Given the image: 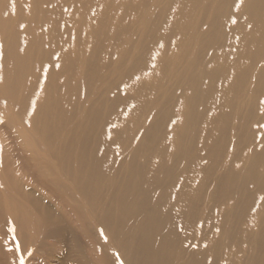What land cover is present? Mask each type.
<instances>
[{"label": "bare ground", "instance_id": "obj_1", "mask_svg": "<svg viewBox=\"0 0 264 264\" xmlns=\"http://www.w3.org/2000/svg\"><path fill=\"white\" fill-rule=\"evenodd\" d=\"M1 100L0 264H264V0H0Z\"/></svg>", "mask_w": 264, "mask_h": 264}, {"label": "rangeland", "instance_id": "obj_2", "mask_svg": "<svg viewBox=\"0 0 264 264\" xmlns=\"http://www.w3.org/2000/svg\"><path fill=\"white\" fill-rule=\"evenodd\" d=\"M20 40H23V37H21ZM2 104H3V101L1 100V101H0V107H1V108L3 107ZM1 108H0V116H1V111H2ZM2 124H3V123H1L0 126H1ZM11 128H12V127H11ZM11 130H12V129H11ZM0 133H1V132H0ZM0 137H2V136L0 135ZM1 139H2V138H0V144L3 145V142H2L3 140L1 141ZM5 143H6V144L9 143V141H5ZM59 245H60V244H58V246H59ZM49 251H51V252L48 253ZM49 251H47V252H45V253L43 252L42 254H41V252H40V253L38 252V254L36 253V255H37V256L39 255V257H40L41 259H42V257L44 256V257H43V258H44V262H47V261L49 260V261L47 262L48 264H58L59 262H60L59 264H61L62 261L59 260V258H61V257H62V254H64V253L66 252V248L62 247V248H60L59 251H55V250H52V249L49 250ZM52 251H53V252H52ZM30 253H31V252H30ZM30 253H29V254H30ZM44 254H45L46 256H45ZM54 255H55V256H54ZM56 256H57V257H56ZM39 257H38V258H39ZM45 257H46V258H45ZM45 259H46V260H45ZM47 259H48V260H47ZM47 263H46V264H47ZM44 264H45V263H44Z\"/></svg>", "mask_w": 264, "mask_h": 264}, {"label": "snow or ice", "instance_id": "obj_3", "mask_svg": "<svg viewBox=\"0 0 264 264\" xmlns=\"http://www.w3.org/2000/svg\"><path fill=\"white\" fill-rule=\"evenodd\" d=\"M19 248V245H17V249ZM20 264H24L23 259L20 260Z\"/></svg>", "mask_w": 264, "mask_h": 264}]
</instances>
